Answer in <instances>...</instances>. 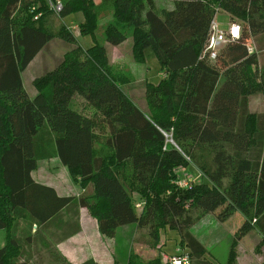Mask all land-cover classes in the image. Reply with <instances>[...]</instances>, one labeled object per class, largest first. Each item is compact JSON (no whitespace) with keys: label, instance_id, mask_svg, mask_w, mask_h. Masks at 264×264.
<instances>
[{"label":"trees","instance_id":"16d2710c","mask_svg":"<svg viewBox=\"0 0 264 264\" xmlns=\"http://www.w3.org/2000/svg\"><path fill=\"white\" fill-rule=\"evenodd\" d=\"M60 1L55 15L43 0H0V264H46L43 252L55 264H70L53 243L79 230V208L106 238L134 223L148 227L154 247L158 229L174 230L190 264H211L189 231L199 214L222 221L238 212L243 220L235 237L254 227L264 238V110H248V98L264 95V63L247 50L248 39L264 34V0H171L170 9L159 10L152 0ZM108 2L115 23L105 25V42L120 44L129 27L133 61L142 63L149 48L158 62V81L143 85L144 109L125 93L128 78L111 68L93 40ZM217 9L229 23L239 21V29L210 59L202 52ZM74 12L82 16L79 34L94 44L64 52L32 79L30 96L21 73L51 39L74 40L63 25L51 29V17ZM75 96L90 115L73 105ZM99 125L102 135L94 131ZM51 157L79 193L59 195L31 178L36 162ZM188 165L201 179L179 186L175 170ZM33 225L34 234L23 232ZM78 264L99 263L87 258ZM126 264L163 263L135 255Z\"/></svg>","mask_w":264,"mask_h":264},{"label":"rangeland","instance_id":"374dc122","mask_svg":"<svg viewBox=\"0 0 264 264\" xmlns=\"http://www.w3.org/2000/svg\"><path fill=\"white\" fill-rule=\"evenodd\" d=\"M92 1L94 5L100 6V0ZM152 1L156 10L172 7L171 0ZM111 12L112 6L109 2L100 8L98 22L92 32L93 40L95 44L101 45L105 49L107 61L111 68L122 72L128 78L129 83L122 86L125 93L140 108L144 109L143 85L145 81L151 83L158 81L160 74L158 62L149 48H146L143 52L144 61L142 63L133 61L130 50L131 29L129 27L124 28L126 38L119 45H111L105 42V25L115 23ZM214 16L219 28L226 31L229 24L227 13L217 9ZM78 21H82L80 12L71 13L61 19L56 16L51 17V29L56 30L59 25L69 29L71 25H77ZM235 23L237 24L239 21ZM71 35L74 37L72 42L59 38L48 41L39 54L23 70L21 74L22 84L29 95L34 92L31 85L32 79L56 66L64 52L75 45L86 49L94 44L89 35H80L79 32L77 34L71 33ZM254 41H256V46ZM247 44L251 47V51L256 52L259 56V63L262 65L264 63V34L257 35L251 40L248 39ZM73 105L81 110L83 114H91L90 108L78 96L73 99ZM248 110L255 113L263 111L264 95L256 94L248 98ZM94 131L98 135H102L104 133L103 125L95 127ZM38 166L36 173H39L41 179L45 182H52L60 194L76 195L80 192L78 185L70 178L65 168L59 164L56 158L40 159ZM175 171V178L180 182L186 180L199 182L201 179V176L198 177L199 173L192 165H188L187 168L177 167ZM137 197L135 193H132L133 201L137 202ZM242 220L243 217L238 212L232 213L222 221L217 220L211 212L202 213L191 225L189 231L204 243V257L211 264H226L232 255V264H255L258 260H261L259 261L261 263L264 261V238L261 234L259 236V232L252 227L246 232L249 237L244 240L241 239L242 236L240 238L235 237ZM78 225L79 230L75 234L56 244L53 243V237L49 233H43L44 237L53 243V247L63 259L70 264L80 263L91 252L97 253L99 260L103 262L102 264H112L113 261L114 264H126L128 259L135 255L142 260H148L160 255V253L177 255L181 252L184 254L187 252V248L178 244L177 233L167 227L158 229V241L154 247H151L152 239L147 226L137 227L134 223L122 225L116 228L112 238H106L98 233L94 218L88 214L85 208L78 209ZM34 229L37 231L34 225L30 226L29 233L34 234ZM21 232H17L16 235L21 237ZM23 232L25 233L26 230L24 229ZM1 235L0 237L4 242V237ZM260 255L262 256L259 257ZM42 257L46 264H55L49 260L50 258L45 252H43Z\"/></svg>","mask_w":264,"mask_h":264},{"label":"built area","instance_id":"2783aa9c","mask_svg":"<svg viewBox=\"0 0 264 264\" xmlns=\"http://www.w3.org/2000/svg\"><path fill=\"white\" fill-rule=\"evenodd\" d=\"M47 8L55 15H58L61 10V1L60 0H43ZM35 6H32L30 11L33 10ZM40 13H37L33 16V19H35L37 16H39ZM238 25L234 22L229 23L226 31L219 28L218 24L215 21V18H213L208 27V34L206 37V40L204 42L203 52L202 55H206L210 59H213L218 49L223 46L228 39L235 38L238 36ZM71 33L77 34L78 33V27L77 25H71V27L68 29ZM247 50L251 51V47L247 44ZM162 132V131H161ZM165 139L172 143L170 140V136L167 133L162 132ZM176 183L179 186H185L186 181L180 182L179 180L176 181ZM182 183V184H181ZM135 208H140V203L135 202L134 203ZM181 254V255H179ZM179 254H173V255H166L163 253H160V255H157L160 262L163 264H190L188 257L186 256V253L183 252Z\"/></svg>","mask_w":264,"mask_h":264},{"label":"crops","instance_id":"0c3cea01","mask_svg":"<svg viewBox=\"0 0 264 264\" xmlns=\"http://www.w3.org/2000/svg\"><path fill=\"white\" fill-rule=\"evenodd\" d=\"M170 9V8H169ZM79 22V21H78ZM228 23H229V21H228ZM249 40H251V38L249 39ZM255 43V46L257 45L256 44V41H254ZM48 43V42H47ZM46 43V44H47ZM122 43V42H121ZM45 44V45H46ZM44 45V46H45ZM117 45H119V44H117ZM44 46L42 47V49L44 48ZM41 49V50H42ZM40 50V51H41ZM39 51V52H40ZM39 52L36 54V55H38L39 54ZM35 55V56H36ZM35 56L33 57V58H35ZM33 58H32V60H33ZM31 60V61H32ZM30 61V62H31ZM29 62V63H30ZM28 63V64H29ZM27 67V66H26ZM22 74V73H21ZM21 79H22V77H21ZM34 93V92H33ZM32 93V94H33ZM31 94V95H32ZM30 95V96H31ZM55 158V157H54ZM40 160H38L37 162H36V167H35V169L34 170H32L31 172H30V176H31V178L33 179V180H35V181H37V182H39V183H42V184H44V185H47V186H50V187H52L53 189H54V191L57 193V194H59V195H68V194H60V192H58L57 191V189H56V186L52 183V182H45L43 179H41V176L39 175V173H36V171H37V169L39 168V166H38V162H39ZM63 167V166H62ZM187 168V167H186ZM39 176V177H38ZM80 225V224H79ZM25 230H26V232H29V230L27 229V227L25 228ZM249 231V230H248ZM2 234V231L0 230V235ZM259 234V236H260V233H258ZM3 235V234H2ZM1 235V236H2ZM73 235V234H72ZM262 236V235H261ZM246 237H249V235H247L246 233L241 237V239L242 240H244ZM195 238L204 246V243L202 242V241H200L199 240V238L198 237H196L195 236ZM2 244H3V240H2V237H0V246H2ZM261 250H263V248H261ZM97 255V253L95 254V253H93V252H91V254L90 255H87V256H85V259H87V258H91V259H93V260H95L96 262H98L99 264H102L103 262H102V260H99V258H98V255ZM246 255H249V254H246ZM252 255V254H251ZM264 255V254H263ZM262 255H260L259 257H261ZM85 259H83V260H85ZM259 261H261V260H258L255 264H259ZM74 264V263H73ZM78 264V263H77Z\"/></svg>","mask_w":264,"mask_h":264}]
</instances>
